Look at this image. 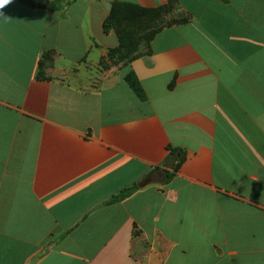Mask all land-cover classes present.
Listing matches in <instances>:
<instances>
[{"label": "crops", "instance_id": "0c3cea01", "mask_svg": "<svg viewBox=\"0 0 264 264\" xmlns=\"http://www.w3.org/2000/svg\"><path fill=\"white\" fill-rule=\"evenodd\" d=\"M28 1L62 3L0 10V264H264V0ZM117 2L161 24L107 67Z\"/></svg>", "mask_w": 264, "mask_h": 264}, {"label": "trees", "instance_id": "16d2710c", "mask_svg": "<svg viewBox=\"0 0 264 264\" xmlns=\"http://www.w3.org/2000/svg\"><path fill=\"white\" fill-rule=\"evenodd\" d=\"M18 1L21 3L28 4L30 6L43 7L49 10H57L60 7V4L62 3V1H56V2L50 3L45 6H41V5L34 4L28 0H18ZM148 11L149 10L139 8L134 5L118 3V2L114 3L109 16L105 19L103 23L104 31L108 32L112 28L115 29L116 25L121 24L123 21H133V20L140 21V18H143L144 16H146L148 14ZM115 30L117 31L120 39L122 40V36L124 33H120L117 29ZM124 80L139 100L144 101L146 99L144 90L133 72L131 71L128 72L125 75ZM168 151H169V155L167 159H172L175 163L172 166L173 172H166V171L163 172L162 178H163L164 183H167L172 179V177L174 176V173L178 170L180 164L184 160V153L181 149H174V148L168 147ZM179 153L181 156L178 158L177 155ZM135 190H136V187L126 189L120 192L118 196L112 198L110 202L120 201L126 198L128 195H130Z\"/></svg>", "mask_w": 264, "mask_h": 264}, {"label": "rangeland", "instance_id": "374dc122", "mask_svg": "<svg viewBox=\"0 0 264 264\" xmlns=\"http://www.w3.org/2000/svg\"><path fill=\"white\" fill-rule=\"evenodd\" d=\"M144 18L146 19H142L141 21H123L121 24L116 25V27L114 25L115 29L124 34L122 36L121 47L116 51L108 53L107 67L127 64L133 58L143 53L150 35L161 24L159 11H151ZM104 64L105 61L100 62L101 66Z\"/></svg>", "mask_w": 264, "mask_h": 264}, {"label": "clouds", "instance_id": "9594fccd", "mask_svg": "<svg viewBox=\"0 0 264 264\" xmlns=\"http://www.w3.org/2000/svg\"><path fill=\"white\" fill-rule=\"evenodd\" d=\"M11 2L12 0H0V10L4 9ZM0 14H2V11H0Z\"/></svg>", "mask_w": 264, "mask_h": 264}]
</instances>
